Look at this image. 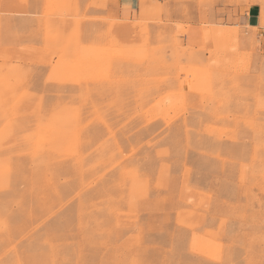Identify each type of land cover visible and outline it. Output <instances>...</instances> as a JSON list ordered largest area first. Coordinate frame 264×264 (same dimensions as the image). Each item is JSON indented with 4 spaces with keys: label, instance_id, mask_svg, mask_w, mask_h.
<instances>
[{
    "label": "rangeland",
    "instance_id": "obj_1",
    "mask_svg": "<svg viewBox=\"0 0 264 264\" xmlns=\"http://www.w3.org/2000/svg\"><path fill=\"white\" fill-rule=\"evenodd\" d=\"M256 4L0 0V264H264Z\"/></svg>",
    "mask_w": 264,
    "mask_h": 264
},
{
    "label": "crops",
    "instance_id": "obj_2",
    "mask_svg": "<svg viewBox=\"0 0 264 264\" xmlns=\"http://www.w3.org/2000/svg\"><path fill=\"white\" fill-rule=\"evenodd\" d=\"M147 0H118V7L119 8V14L120 16L132 17L134 13L140 12L141 19L145 18V15L147 14ZM197 12V11H196ZM261 14V6L260 5H252L251 8L241 17L240 13L238 15L239 25L243 27H250V29L253 27L257 28L260 32L257 34L258 40H259V46H260V52L264 51V41L260 40L261 37H264V27L261 25L259 18ZM240 18H242L244 21H241ZM197 19L195 18V24H193L194 28L191 30V32L185 36V39L189 40L190 38L198 39L202 35L201 28L199 27L200 24H197ZM251 34V31L247 30V35L249 36ZM187 40V41H188Z\"/></svg>",
    "mask_w": 264,
    "mask_h": 264
},
{
    "label": "bare ground",
    "instance_id": "obj_3",
    "mask_svg": "<svg viewBox=\"0 0 264 264\" xmlns=\"http://www.w3.org/2000/svg\"><path fill=\"white\" fill-rule=\"evenodd\" d=\"M4 61V60H3ZM79 190V189H78ZM114 204V203H113ZM82 207V206H81ZM6 208V207H5ZM108 215V214H107ZM8 262V261H7Z\"/></svg>",
    "mask_w": 264,
    "mask_h": 264
}]
</instances>
